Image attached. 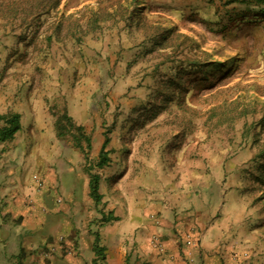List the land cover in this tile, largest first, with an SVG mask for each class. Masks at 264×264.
Segmentation results:
<instances>
[{
  "label": "rangeland",
  "instance_id": "374dc122",
  "mask_svg": "<svg viewBox=\"0 0 264 264\" xmlns=\"http://www.w3.org/2000/svg\"><path fill=\"white\" fill-rule=\"evenodd\" d=\"M0 84L42 96L36 132L57 138L9 205L0 264H121L90 215L130 201L157 202L154 223L189 215L188 246L219 228L218 264L264 259V0H0ZM90 172L97 201L72 193ZM83 232L105 259L81 253Z\"/></svg>",
  "mask_w": 264,
  "mask_h": 264
},
{
  "label": "crops",
  "instance_id": "0c3cea01",
  "mask_svg": "<svg viewBox=\"0 0 264 264\" xmlns=\"http://www.w3.org/2000/svg\"><path fill=\"white\" fill-rule=\"evenodd\" d=\"M32 28L33 22L28 25L26 30L27 34H29ZM0 88L3 89L1 84ZM4 88V91L0 90V113H4L10 107V101L15 99L21 100L19 106L14 107V111L20 114L21 126L10 140H5L0 143V204H5L0 210V236L6 237L5 240L0 238V241L4 240L3 243H6L10 221L13 218L9 205L13 204L14 201H16L17 204H21L24 193H27V186L30 184L28 182L29 177L27 173L30 169H35L36 167L34 158L39 155H44L46 157L54 154V149L57 146V138H55L54 135L52 136V132L50 131L47 133H42L40 131L36 132V128L39 129V125L44 122L41 112L32 108L35 107L37 102L42 103V96H36L34 90L32 91V96L29 95V90L27 88L18 90L13 87V89H10L8 85L4 86ZM28 123H33L36 127L34 126L32 130L29 129V131L25 132L24 128L26 126L24 124ZM25 139L30 141L28 145H26ZM26 146H29V148H26ZM14 153L18 158V162L15 164L13 163ZM25 157L29 158L26 164L28 165L27 167L20 164ZM69 168H71V171H75V166H70ZM89 178L90 177L87 175L83 177L80 176L78 180L80 183L82 182V185L73 187L72 193L85 200L87 197L86 194L89 191ZM78 204H80V202ZM89 204H91V201ZM136 204L137 203L130 201L129 203L127 202V204H122L123 206L118 205L115 209L113 206L108 207V211L110 214L113 213L112 215H103L108 212L103 210L100 212V215H90L92 219L95 218L94 221H99L97 228L104 237V244L108 243L114 247L111 249V247L106 245L108 248L107 251L109 252L110 250V256L116 263L120 260H122L121 264L221 263L218 256L221 236V230L219 228L216 226H209L203 229L198 235L199 242H197V247L196 243L194 247L191 245L188 246L185 245L183 241L179 240L178 237V233L184 230V218L187 215H166L162 213L161 215H154V218L158 219V223H154L150 217L151 215L148 213L149 210H155V212L156 210H162L160 205L157 202L153 204L143 202L141 206H136ZM64 213L58 212L57 215H66V211ZM73 214L74 213H71V215ZM91 226H94V222L89 223L87 229L90 230ZM84 233L85 232L81 233L82 236L79 248L81 249V253L89 252L91 260L94 253L92 245L96 237L92 239ZM152 233H158L161 237L166 246L164 251L160 252L150 248L148 245V238ZM210 237L212 238L210 239ZM87 241H90L88 246ZM2 244H0V253L3 248ZM129 255L132 258L130 261ZM171 255L172 258H170ZM126 259H128V261H126ZM226 260L229 259L226 257L224 261ZM245 263L263 264L264 259L260 258L258 261H256V258L250 259Z\"/></svg>",
  "mask_w": 264,
  "mask_h": 264
},
{
  "label": "trees",
  "instance_id": "16d2710c",
  "mask_svg": "<svg viewBox=\"0 0 264 264\" xmlns=\"http://www.w3.org/2000/svg\"><path fill=\"white\" fill-rule=\"evenodd\" d=\"M165 34V35H164ZM166 33H163V36H166ZM0 121L2 123L0 124V143L11 139L15 132L20 128V115L17 112H9L5 115L0 114ZM108 144V137L105 136L104 141L102 142V145L100 147L99 152V161L97 164L99 166L103 165L107 160V154L108 150H106V145ZM89 194L94 200H99L101 195L98 192L99 188V176L96 173H89ZM92 250L96 254V257L100 258L101 260L105 259V254L103 253L104 248L99 245L98 243V237L96 236L95 241L92 245ZM94 264H98L96 258L93 259Z\"/></svg>",
  "mask_w": 264,
  "mask_h": 264
}]
</instances>
